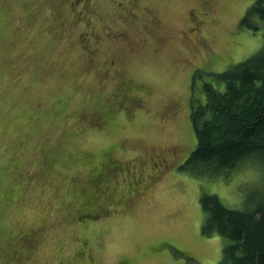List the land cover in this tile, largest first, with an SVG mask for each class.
Instances as JSON below:
<instances>
[{
    "label": "rangeland",
    "instance_id": "1",
    "mask_svg": "<svg viewBox=\"0 0 264 264\" xmlns=\"http://www.w3.org/2000/svg\"><path fill=\"white\" fill-rule=\"evenodd\" d=\"M253 2L0 0V264H218L201 198L248 209L264 167L188 171L190 110L263 47Z\"/></svg>",
    "mask_w": 264,
    "mask_h": 264
},
{
    "label": "trees",
    "instance_id": "2",
    "mask_svg": "<svg viewBox=\"0 0 264 264\" xmlns=\"http://www.w3.org/2000/svg\"><path fill=\"white\" fill-rule=\"evenodd\" d=\"M264 24V0H254L241 20ZM217 85L204 84L203 101L191 105L196 145L185 160L194 175L214 176L258 159L264 167V45L253 56L216 73ZM248 209H231L203 195V231L229 242L218 264H264V193Z\"/></svg>",
    "mask_w": 264,
    "mask_h": 264
},
{
    "label": "flooded vegetation",
    "instance_id": "3",
    "mask_svg": "<svg viewBox=\"0 0 264 264\" xmlns=\"http://www.w3.org/2000/svg\"><path fill=\"white\" fill-rule=\"evenodd\" d=\"M241 20H242V18H241ZM241 20H240V22H241ZM157 166V165H156Z\"/></svg>",
    "mask_w": 264,
    "mask_h": 264
}]
</instances>
